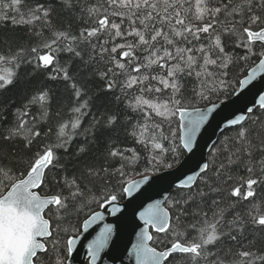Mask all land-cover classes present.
<instances>
[{
  "label": "snow or ice",
  "instance_id": "6c2138e0",
  "mask_svg": "<svg viewBox=\"0 0 264 264\" xmlns=\"http://www.w3.org/2000/svg\"><path fill=\"white\" fill-rule=\"evenodd\" d=\"M37 76L20 101H0V264H72L104 219L92 204L114 205L117 189L132 196L153 179L146 173L183 169L179 156L219 108L212 98H239L264 79V0H0V93ZM48 82L64 85L66 106L53 110ZM255 95L225 118L235 134L174 183L167 206L139 212L136 264H174L175 254L181 264H264V94ZM112 235L105 224L88 240V264Z\"/></svg>",
  "mask_w": 264,
  "mask_h": 264
},
{
  "label": "water",
  "instance_id": "95a60500",
  "mask_svg": "<svg viewBox=\"0 0 264 264\" xmlns=\"http://www.w3.org/2000/svg\"><path fill=\"white\" fill-rule=\"evenodd\" d=\"M255 88L251 85L243 91V94L237 98L233 94L230 98L217 102L219 108L212 116L209 117V122L200 130L197 135V147L194 148L193 153L185 152V156L181 162L187 161L183 169L179 165L174 166L173 169H164L153 176V179L148 184L142 185L139 190L133 192L132 196L124 195L122 200H117L114 205H105L100 208L104 219L97 221L90 229L91 235L87 239L81 238V243L77 245V252L71 258L72 264H88L89 257L87 255V242L98 233L105 224L113 226V235L108 246L101 252V258L98 264H136L134 257L130 256L132 244L137 242L138 233L143 225L139 220V212L148 204L157 200L162 201V206L165 198L170 196L174 188V183L179 179L185 178L186 175L192 174L188 169H194L196 161L206 162L209 159V153L213 148V144L217 142L220 134L226 130V119L233 118L234 115L241 114L238 109H243L245 105L251 107L253 99H258L255 94L259 90L264 94V79L257 77L253 81ZM251 89V91H249ZM237 92H240L238 87ZM210 106V105H208ZM203 108V107H202ZM184 175H181V173ZM160 177V178H156ZM137 178L138 179H141ZM155 181V182H153ZM112 207H119L120 211L113 214ZM151 232L155 233L154 230ZM119 237V238H118ZM151 244V242H150Z\"/></svg>",
  "mask_w": 264,
  "mask_h": 264
},
{
  "label": "trees",
  "instance_id": "16d2710c",
  "mask_svg": "<svg viewBox=\"0 0 264 264\" xmlns=\"http://www.w3.org/2000/svg\"><path fill=\"white\" fill-rule=\"evenodd\" d=\"M81 2L82 3H87L88 0H81ZM92 2H95V0H92ZM60 20L63 23H67V21L69 20V17L66 16V15L61 14ZM79 27H80V23L78 21L73 23V28L75 30H78ZM9 35H13V34L9 33ZM15 35H17V36L22 35V31L18 30L15 33ZM65 59H66V57L64 55H61V61L63 62ZM76 69H77V65H73V71H75ZM26 71H28V70L26 69ZM245 74H246L245 69H233V76L236 77V78H243V76ZM29 79H30V77H25L21 84L15 86L13 88H10L7 92L0 93V101L6 100L8 98H11V99L16 100V101H20L23 98V96L25 95V93L31 91V89H32V87L34 85L35 86H39V84L41 82H43V77H41V76H37L34 80H32L31 83H28ZM48 86L52 88L53 93L55 94V96H56V98L58 100V103L53 106V110H55L56 108H59L61 106H66L70 102L69 93H68V91H66V89L64 88V85L62 83H60V82H48ZM89 87L92 88L93 90H95L96 83L95 82L90 83ZM235 87H236V90H237L239 86L236 85ZM229 92H232V89H229ZM232 95H220L218 99H217V97L214 96L212 98V102L217 103L219 101L226 100V99L230 98ZM199 106L200 107H204L205 105L201 103V104H199ZM109 107L113 111L116 110L114 105H110ZM53 120H55V117H53ZM85 123H87V119L85 120ZM234 134H235L234 128L233 129L224 130L220 134L216 144H218L219 141L223 140L225 135H234ZM120 141L126 146H132L131 141L126 139L122 132L120 134ZM74 148H75V145H73V149ZM212 149H211V151L209 153V158L208 159H210V155H211ZM102 150H103V146L102 145L99 146L98 148L94 149V151H96V152H101ZM184 156H185V152H183L179 156L180 161L183 159ZM145 166L146 165H145V163H144V161L142 159L141 162L138 165V169L137 170L139 172L143 173V170H144ZM146 174L150 175L152 173L149 172V173H146ZM240 175H244L242 170L240 172ZM139 177H142V176L137 175L136 171H130L129 176L126 179H136V178H139ZM174 193H175V189H173L171 191L170 195H173ZM117 195H118V199L119 200H122L124 198V194L120 193L119 189H117ZM257 197L264 198V188L257 190ZM91 208L96 210V211L99 209V207L97 205H95V204H92ZM84 212L87 213L88 209L86 208L84 210ZM74 221H75V218H73V222ZM159 235H160L161 238H163L164 234H159ZM175 255L177 256V260L174 261V264H181L180 259H179L180 254H175Z\"/></svg>",
  "mask_w": 264,
  "mask_h": 264
},
{
  "label": "flooded vegetation",
  "instance_id": "af4514ba",
  "mask_svg": "<svg viewBox=\"0 0 264 264\" xmlns=\"http://www.w3.org/2000/svg\"><path fill=\"white\" fill-rule=\"evenodd\" d=\"M98 210H100V208H99ZM98 210H97V211H98ZM152 234H153L154 236L156 235V233H153V232H152ZM151 244H152V246H156V245L154 244V242H151Z\"/></svg>",
  "mask_w": 264,
  "mask_h": 264
}]
</instances>
